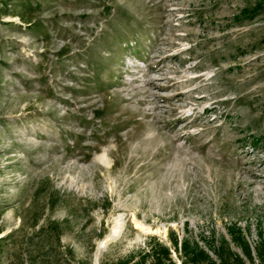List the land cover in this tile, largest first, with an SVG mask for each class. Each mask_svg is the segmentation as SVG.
I'll list each match as a JSON object with an SVG mask.
<instances>
[{
	"label": "rangeland",
	"instance_id": "obj_1",
	"mask_svg": "<svg viewBox=\"0 0 264 264\" xmlns=\"http://www.w3.org/2000/svg\"><path fill=\"white\" fill-rule=\"evenodd\" d=\"M256 2L0 0V264H151L160 244L178 260L175 240L259 239Z\"/></svg>",
	"mask_w": 264,
	"mask_h": 264
},
{
	"label": "trees",
	"instance_id": "obj_2",
	"mask_svg": "<svg viewBox=\"0 0 264 264\" xmlns=\"http://www.w3.org/2000/svg\"><path fill=\"white\" fill-rule=\"evenodd\" d=\"M244 13L250 17L264 13V0H257ZM230 235L231 240L222 236L207 242V248L190 238H184L180 246L175 240L174 249L180 263L173 257L171 248L164 244L152 247L146 256L152 259L151 264H264V232H260L254 243L241 229L231 230Z\"/></svg>",
	"mask_w": 264,
	"mask_h": 264
}]
</instances>
